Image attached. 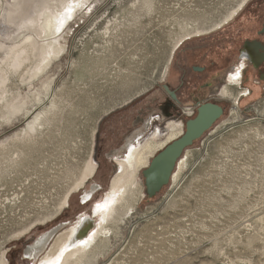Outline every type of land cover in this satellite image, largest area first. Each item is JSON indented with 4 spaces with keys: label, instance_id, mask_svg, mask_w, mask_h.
Returning a JSON list of instances; mask_svg holds the SVG:
<instances>
[{
    "label": "rangeland",
    "instance_id": "374dc122",
    "mask_svg": "<svg viewBox=\"0 0 264 264\" xmlns=\"http://www.w3.org/2000/svg\"><path fill=\"white\" fill-rule=\"evenodd\" d=\"M74 1L48 37L67 0H0V264L47 263L83 216L96 222L95 240L63 264H264V94L246 114L230 106L152 202L140 170L133 209L118 207L98 235L94 214L122 173L127 141L142 135L132 144L141 150L171 122L158 108L167 51L257 0ZM8 48L24 50L20 67L3 62ZM60 224L29 259L28 247Z\"/></svg>",
    "mask_w": 264,
    "mask_h": 264
},
{
    "label": "flooded vegetation",
    "instance_id": "af4514ba",
    "mask_svg": "<svg viewBox=\"0 0 264 264\" xmlns=\"http://www.w3.org/2000/svg\"><path fill=\"white\" fill-rule=\"evenodd\" d=\"M248 4L242 12L237 13L229 20L206 33L192 34L180 40L173 49L167 51L168 61L165 66V77L162 86H160L165 99L159 104L158 108L165 121L171 122H168L165 126L164 133L156 131L145 142L141 150L132 144L138 141L142 135H138L134 140L127 141L126 148L129 150V154L125 160L120 162L122 173L124 172L122 165H127L134 156L140 155L145 147L152 143V138L155 137L158 141L166 138L168 125H177L172 122L173 119L181 118L180 122L184 133L187 129V123L197 117L202 106L212 104L222 109L221 118L209 131L193 143L190 147L193 148L221 121L230 106L238 107L241 114H246L252 98L263 96L264 91L261 85H264V0H257L255 7ZM248 9L249 11H247ZM237 81L239 85L235 84ZM164 86L176 96V100L164 89ZM234 99L236 103H234ZM151 159L152 156L149 157V163ZM93 195L94 191L86 192L83 197L84 203L90 202ZM142 197H144V194ZM144 198L147 202H152L155 199H150L146 195ZM103 203H98L95 206L94 214L96 217L103 216L102 210L100 211ZM62 227L63 225L60 224L54 228L58 229L54 237ZM95 229L96 222L93 218L83 216L74 227L61 234L57 240L68 233L70 237L66 239L68 240L67 247L64 248L66 250H63V252L70 253L81 243L90 240L89 238H91ZM79 230L85 231L86 236L77 242H73ZM45 248L41 252L27 254L26 256L29 259L36 260ZM41 264H44V262Z\"/></svg>",
    "mask_w": 264,
    "mask_h": 264
},
{
    "label": "bare ground",
    "instance_id": "6f19581e",
    "mask_svg": "<svg viewBox=\"0 0 264 264\" xmlns=\"http://www.w3.org/2000/svg\"><path fill=\"white\" fill-rule=\"evenodd\" d=\"M244 5L245 4H242L238 11H240L244 7ZM76 6H77V4H76V2L74 0H67V4L65 6L63 5V8H62L63 10L60 12V15H57L56 17H51L48 20V21H50L46 25L48 30L44 29L46 31V35L48 37L52 36L53 34H57L58 33V31L60 30V26L72 16V14L74 13V10L77 8ZM234 16H235V13L232 15V17H234ZM54 18L58 22L56 26H55V23L53 21ZM190 34H192V33H190ZM198 34H199V31H198ZM200 34H201V32H200ZM4 48H5L4 45L0 44V51H2ZM8 49H9L8 50V56H6L4 58L3 62L5 64H8V66L17 67V68H18V66L20 67L23 64V62H24V59H23V54L24 53L21 52V51H24V50L21 49V51H19L17 53H14L16 49H13V48H8ZM235 84L239 85L238 81L235 82ZM227 97H229V96H227ZM230 98H231V96H230ZM235 99H237V98H235ZM235 99H234V103H236ZM182 133L183 132H182L181 125L169 124L168 125V134H167V136H166V138L164 140L158 141L157 138H155V137L152 138V143L148 144L145 147L144 151L140 155H138L136 157L134 156L133 159L131 161H129L127 165L126 164L122 165L123 169H124V172L115 179L114 183L112 184L110 193L107 194L106 200L103 203V205L101 206L100 211L102 210V213H103V216H102L103 220L101 218V221H103V222L100 225L101 228H100L99 233H97V235L100 234L105 229L103 226L105 224H107V222H109L111 220V217L113 216V213L114 212L116 213V211L119 210L118 207H121L123 211H124V208H126V207H127L128 211L133 209L132 207H134V206H130L129 202L133 201L134 194H131V196L133 195V198H131L132 201H129L128 198L130 196V194H129L130 192L134 193V191L133 190L131 191L130 188H131V186L133 187L135 182H137V180L135 181V179L138 176L139 171L144 169L149 164V157L150 156L153 157V155L157 151L159 152V150H162L165 147V145H167L169 142H171V141L175 140L176 138H178ZM94 170H95V168L91 167L89 173L93 174ZM139 186L141 187V185H139ZM136 188L134 190L138 189V188L137 189ZM135 195H137V194H135ZM136 201H138V200H136ZM135 203H137V202H135ZM122 210H120V211L123 212ZM57 230L58 229H53L52 231L47 232L45 235H43L41 238H39L34 243L33 246H31L30 248H28L26 250V255L27 254L31 255V254H34V253L41 252L49 244L51 239H53V237H54L55 233L57 232ZM95 235H96V233L91 235L90 240L81 243L79 246L75 247L74 250L71 251L70 253L61 251L60 255H59L58 252L61 249H64V248L67 247L66 243H67L68 240H66V239L68 237H70V235H68V233H67V234L61 236L60 239L57 240V242H56L55 246L52 248L51 252L49 253V258H51V260H49L47 263H44V264H63L69 258H72L73 256H77L79 254L85 253V251L87 250V247L90 245V243H92V240H95V237H96ZM85 236H86V232L83 231V230H79L77 232V234L75 235V237L73 239V242H77L78 240L82 239ZM64 250H66V249H64ZM54 253H55V256L57 255V257H58L56 260L52 259V256L54 255ZM65 254H66V258L64 257L65 260H64L63 263H61V261H63L62 259H63V256ZM81 259H83V258H81Z\"/></svg>",
    "mask_w": 264,
    "mask_h": 264
},
{
    "label": "water",
    "instance_id": "95a60500",
    "mask_svg": "<svg viewBox=\"0 0 264 264\" xmlns=\"http://www.w3.org/2000/svg\"><path fill=\"white\" fill-rule=\"evenodd\" d=\"M164 89L172 95L174 100L177 99L166 86ZM222 114V109L216 105L202 106L197 117L187 123L186 131L152 157L149 165L142 171L145 195L148 198H155L164 187L170 184L184 153L212 128Z\"/></svg>",
    "mask_w": 264,
    "mask_h": 264
}]
</instances>
